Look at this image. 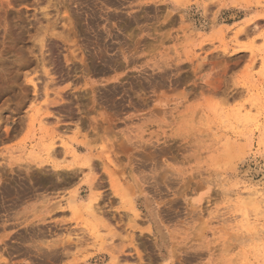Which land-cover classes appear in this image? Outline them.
I'll use <instances>...</instances> for the list:
<instances>
[{
  "label": "rangeland",
  "instance_id": "1",
  "mask_svg": "<svg viewBox=\"0 0 264 264\" xmlns=\"http://www.w3.org/2000/svg\"><path fill=\"white\" fill-rule=\"evenodd\" d=\"M0 264H264V0H0Z\"/></svg>",
  "mask_w": 264,
  "mask_h": 264
},
{
  "label": "bare ground",
  "instance_id": "2",
  "mask_svg": "<svg viewBox=\"0 0 264 264\" xmlns=\"http://www.w3.org/2000/svg\"><path fill=\"white\" fill-rule=\"evenodd\" d=\"M50 150H51V148H50ZM252 190H253V189H252ZM259 191H260V189H259V188H256V189H254L252 192L257 194V193H259Z\"/></svg>",
  "mask_w": 264,
  "mask_h": 264
}]
</instances>
